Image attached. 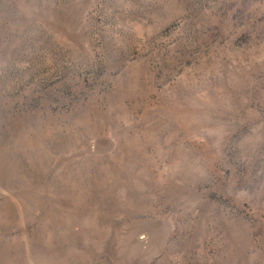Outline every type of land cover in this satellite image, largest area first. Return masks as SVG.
<instances>
[{"label": "rangeland", "instance_id": "rangeland-1", "mask_svg": "<svg viewBox=\"0 0 264 264\" xmlns=\"http://www.w3.org/2000/svg\"><path fill=\"white\" fill-rule=\"evenodd\" d=\"M0 264H264V0H0Z\"/></svg>", "mask_w": 264, "mask_h": 264}]
</instances>
